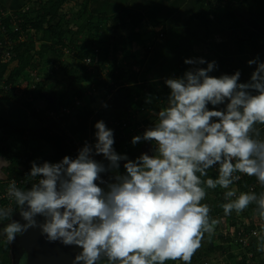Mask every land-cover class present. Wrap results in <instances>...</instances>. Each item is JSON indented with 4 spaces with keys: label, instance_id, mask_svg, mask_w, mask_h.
Returning a JSON list of instances; mask_svg holds the SVG:
<instances>
[{
    "label": "clouds",
    "instance_id": "obj_1",
    "mask_svg": "<svg viewBox=\"0 0 264 264\" xmlns=\"http://www.w3.org/2000/svg\"><path fill=\"white\" fill-rule=\"evenodd\" d=\"M183 63L190 67L182 75L164 79V106L150 110L151 124L131 138L133 146L152 145L151 154L130 159L117 153L114 130L96 121L94 142L85 141L75 157L33 160L25 176L33 181L30 187L8 184L7 197L21 219L0 206V239L12 244L38 228L46 241L79 249L72 264H191L204 234L216 225L208 204L201 203L206 189L226 190V216L255 204L264 220V192L238 194L230 187L240 180L237 173L264 186V61H247L256 66L247 82H240V70L211 75L218 70L215 60ZM5 160L0 158V168ZM5 179L0 171V181ZM257 251L264 253V235Z\"/></svg>",
    "mask_w": 264,
    "mask_h": 264
},
{
    "label": "trees",
    "instance_id": "obj_2",
    "mask_svg": "<svg viewBox=\"0 0 264 264\" xmlns=\"http://www.w3.org/2000/svg\"><path fill=\"white\" fill-rule=\"evenodd\" d=\"M69 1L71 0H22L20 6L10 8L4 0H0V9L16 17L20 21L19 26L23 27L26 32L30 31L31 35V41L14 49L15 56L9 63L0 65V79L15 85L24 94L30 92L35 101H40L44 105L39 106L36 111L11 94L1 97L6 102H13L24 108L34 121L30 127H20L0 117V132L2 133L0 158L6 159L5 162L8 164L6 168H3V173L7 177L6 187L13 180L21 189L30 187L33 181L25 176L30 170V162L33 160L54 163L65 155L75 157L77 150L72 146V138L82 142L91 140L93 143L94 124L98 120H103L108 128L114 130V148L117 153H131L134 148L131 147L130 142L126 141L128 133H123L114 126L115 122L128 117L130 111L136 112L141 108L147 111H156L166 103L169 90L164 85V80L143 82L144 80L140 77L141 68L145 66L148 56L147 52L150 51L153 43L143 42L139 34H129L127 37L129 41H125L127 38L124 39L120 36L127 27L132 26L133 29L138 27L140 16L135 18L133 12H130L129 22H126L122 15L114 17L112 20L105 17L97 18L96 21L93 16L89 15L86 22L78 25L76 22L89 14V0H77L74 6L67 8ZM245 1L217 0L215 4H212L210 0H201L200 8L195 16L199 20L207 22L208 15L201 13L205 7L215 11L221 7L232 9L236 5H244ZM102 22H105L107 29L112 30L116 37L119 35L118 41L112 45L111 55H105L102 50L97 52L93 48V43L97 38V25ZM4 24L9 28L11 23L6 20ZM79 36H82L83 39L79 40ZM36 41L40 43L39 50L36 49ZM67 49L69 52H73V57L64 53V50ZM140 49H145V53L141 59H138L135 54ZM108 55L111 57L110 64L107 60ZM86 59L90 60L88 65H85ZM69 60L75 62L72 64ZM36 72L41 75L38 79ZM52 76L56 77V85H64V90L55 84L49 89L45 88ZM34 83L36 84L35 89L30 90ZM84 83L86 85L83 88ZM96 91H98L97 94ZM147 96L153 97L152 104L145 103ZM75 99L79 102L75 103ZM102 103H106L108 107H102ZM67 105L74 106L73 112L69 115H60V109ZM47 112L56 113L57 118H48ZM139 118L140 116L135 119L132 127L130 126L132 128L130 140L133 136L143 132L136 133L135 126L139 123L147 126V121L139 122ZM123 135L125 139H122ZM9 139L21 142L25 150L20 152L19 149H13L9 144ZM143 145L149 152L152 145L148 143ZM137 147L139 145H136L135 148ZM120 171H124L122 163ZM209 176L216 177L211 173ZM224 191L226 190L219 187L206 189V197L201 203L208 204L210 221L213 217L219 220L225 215L221 207L226 202L223 198ZM17 211L14 203L12 215ZM229 221L226 219V222ZM231 222L233 225V221ZM263 224L260 225L257 222L256 226L252 227L256 229ZM217 239L220 244L210 241L206 247L201 244L193 255L192 264L199 262L203 264L212 253L223 254L234 246H237L243 253L242 264H248L249 260L245 254L249 249H241L232 239L224 237L222 233L218 234ZM255 240L256 238H250L251 249H254L258 244ZM2 242L0 240V264H12L10 244L6 241ZM253 253L254 256L257 255L256 248ZM234 256L233 254L228 255L231 259ZM256 258L260 264H264V253L259 252Z\"/></svg>",
    "mask_w": 264,
    "mask_h": 264
},
{
    "label": "crops",
    "instance_id": "obj_3",
    "mask_svg": "<svg viewBox=\"0 0 264 264\" xmlns=\"http://www.w3.org/2000/svg\"><path fill=\"white\" fill-rule=\"evenodd\" d=\"M21 1L4 0L10 8L20 6ZM210 1L215 4L217 0ZM76 2L77 0H71V6ZM200 5L201 0H89V14L76 23L82 25L89 15L93 16L95 21L103 17L112 20L122 15L126 22H129L130 12H133L135 18L140 16V25L136 28L146 27L149 37L144 42L153 43L147 52L145 66L141 68L140 77L143 82L182 75L190 67L183 63L184 59L192 57L217 61L218 70L211 74L213 76L232 74L240 70V82H247L256 67L248 66L247 61L257 56L264 61V0H246L244 5H236L232 9L221 7L216 11L205 7L201 13L208 15V23L195 16ZM97 29L93 48L96 45L101 50L103 48L101 44L113 45L115 39L119 38L112 30L107 29L105 22L99 23ZM101 29L110 33L104 39L100 38ZM78 39L82 40L83 37L79 36ZM143 50L145 51L140 49L135 54L138 59L143 57L138 56V52L144 55ZM70 56L73 57V52H70ZM37 104L40 107L44 106L40 101ZM139 116V122L146 120L147 124H151L152 117L149 111L145 110L139 113ZM0 117L20 127L32 126L34 123L24 108L13 102H6L1 97ZM124 135L122 139H125ZM126 141H131L129 135ZM143 144H137L139 145L137 148L131 144L134 148L131 152L134 159L142 152H147Z\"/></svg>",
    "mask_w": 264,
    "mask_h": 264
},
{
    "label": "built area",
    "instance_id": "obj_4",
    "mask_svg": "<svg viewBox=\"0 0 264 264\" xmlns=\"http://www.w3.org/2000/svg\"><path fill=\"white\" fill-rule=\"evenodd\" d=\"M25 11H27V8H25ZM9 18V19H8ZM6 20L10 21V27H6L4 22ZM20 21L17 20L16 17H13L9 12H3V10L0 9V65L1 64H7L9 63L15 56L14 49L18 46H21L23 44H26L27 42L31 41V35L30 31L26 32L23 27H20ZM65 54H70L69 49L64 50ZM90 63L89 59L85 60V65H88ZM33 76V75H31ZM36 84L34 83L30 90L35 89ZM8 94L13 95L14 97H17L19 101L26 103L27 105H30L32 109H35L36 111L39 109V105L37 104V101H35L31 95L30 92L27 94L22 93L21 89L16 87L15 85L11 83H7L4 79H0V97L6 96ZM76 101V100H74ZM74 106H67L60 109L59 114L60 115H69L71 112H73ZM145 109L141 108L139 111L133 112L130 111L128 117L121 118L118 122H115L116 127L119 128L120 131L127 132L130 123L134 124L135 119L138 117L139 113L144 112ZM46 115L48 118L55 119L57 118L56 113L54 112H47ZM138 124V123H137ZM135 132L141 133L145 129V125H141L140 123L135 126ZM261 137L264 138V128L261 129ZM92 139V138H91ZM94 139V137H93ZM89 143H92L91 140H88ZM84 142L72 138V146L75 150H78L83 146ZM96 159H100V157H96ZM209 173L213 174L214 176L217 175L215 170H209ZM237 175H240V180L236 181L232 186V188H235L237 190V193L239 192H255L258 196L261 192H264V186H261L259 182L256 180L255 177H249L243 174L237 173ZM0 206L3 207H11L14 211V201H10L7 197V189H3L0 191ZM256 205L251 204L248 208H246L243 212L237 214L238 215V223L232 228L233 229V236L232 240L233 242L240 246L241 249L246 250L249 249V251L245 254L246 258L252 262L256 259V256H254V249H257V246L254 247V249L250 248V238H257L259 235L258 227L255 229L252 226H256V223L254 222L257 218H259V215L256 212ZM12 211V212H13ZM239 216L242 218V222L239 221ZM253 228V229H252ZM224 237H227V233L222 234ZM253 250V251H252Z\"/></svg>",
    "mask_w": 264,
    "mask_h": 264
},
{
    "label": "rangeland",
    "instance_id": "obj_5",
    "mask_svg": "<svg viewBox=\"0 0 264 264\" xmlns=\"http://www.w3.org/2000/svg\"><path fill=\"white\" fill-rule=\"evenodd\" d=\"M69 6H71V1L68 2L67 8ZM101 31H102L100 33V38L101 39H104L105 37H107L110 34L108 31H105L104 29H101ZM129 34H139L141 36V38L143 39L142 40L143 42H144V40H146L149 37V33H148L146 27H142V28H139V29H137V28L136 29L127 28L126 30H123V33H121L120 36H121V38L126 39ZM117 37H119V35ZM116 41H118V40L116 39ZM125 41H129V38H127ZM35 45H36V49L39 50V45H40L39 41H36ZM101 45L103 47V48L101 47L102 48L101 50L103 51V53H105V55L112 52V44L111 43H104V44H101ZM94 50L97 51V52H99V49H98V47L96 45H95ZM72 51H74V50H72ZM138 56L140 58L141 56H144V55L142 53H139L138 52ZM107 60H108V63L110 64L111 63V57H109V55H108ZM71 62L73 64L75 61H71ZM91 71H92V68H91ZM36 73H37V79L40 78L41 75L38 72H36ZM55 78H56L55 76H52L51 77V80L48 82V84H46V87H45L46 89L51 88L54 84L56 85ZM86 83H88V82H86ZM85 85L86 84L84 83L82 85V87L84 88ZM56 86H58L62 90H64V88H65L64 85L63 86H60V84L59 85H56ZM74 89H76V87H74ZM75 100H76L75 103H78L79 102L77 99H75ZM132 125L133 124L129 125V128L127 130L129 136H130V131L132 129L131 128ZM146 125L149 126V123L146 124ZM28 127H30V126H28ZM1 137H2V133L0 132V138ZM9 144L13 147V149H19L20 152H22L23 150H25V148L22 147L21 142L17 141L16 139H9ZM127 155L129 156L130 159H134V156H133L132 153H129ZM121 163L123 164V162H121ZM7 166H8V164L6 162H4V165H3L2 168H0V171H3V168L4 167L6 168ZM4 175L6 176L5 173H4ZM6 179H7V177H6ZM6 179L0 181V191H2L3 189H7V187H6V185H7ZM230 215L231 216H226V217H224L225 216L224 215L219 220L217 218H215V217L212 218V220H215L216 221V225H215V228H214L213 233H211V234L205 233L204 234V237L201 240V244L203 245V247H206V244H209V241L218 244L219 241L217 239V236L220 233H222V234L227 233L228 238L232 239V236H233V229L232 228L238 223V215L234 211ZM226 219L227 220H230V221L229 222H226ZM231 221H233V225H231V223H232ZM239 221L242 222V218L240 216H239ZM255 221H256V223L258 222V224H260V225L264 223V220H261L260 217L257 218ZM258 231H259V233H258L259 235H258V237L255 240L257 243L259 241V238L262 235H264V224L259 227ZM3 242H5V241H3ZM228 249H230V248H228ZM229 254L235 255L234 258L233 259L229 258L228 257ZM192 261H193V257H192ZM192 261H191V264H192ZM243 261H244V256H243L242 251L237 246H234V248H231L230 250H227L223 254H220L219 252L212 253L209 256V258H207L206 261L203 264H242ZM167 264H181V262L180 261H176V262L168 261ZM198 264H200V262ZM248 264H260V263H259L258 260H255V261L253 260V262H250L249 261Z\"/></svg>",
    "mask_w": 264,
    "mask_h": 264
},
{
    "label": "water",
    "instance_id": "obj_6",
    "mask_svg": "<svg viewBox=\"0 0 264 264\" xmlns=\"http://www.w3.org/2000/svg\"><path fill=\"white\" fill-rule=\"evenodd\" d=\"M103 178L110 180L108 175ZM13 219H21L18 212L13 215ZM37 219L42 222L41 217ZM10 248L13 255L12 264H72L74 256L79 251L76 246H64L58 242L46 241L40 235L38 228L29 229L23 235L17 236L10 244Z\"/></svg>",
    "mask_w": 264,
    "mask_h": 264
},
{
    "label": "flooded vegetation",
    "instance_id": "obj_7",
    "mask_svg": "<svg viewBox=\"0 0 264 264\" xmlns=\"http://www.w3.org/2000/svg\"><path fill=\"white\" fill-rule=\"evenodd\" d=\"M7 222H8V221H7ZM7 222H5V223H7ZM0 240H2V241H6V240H3V239H0ZM10 250H11V248H10ZM10 255L13 256L11 251H10Z\"/></svg>",
    "mask_w": 264,
    "mask_h": 264
}]
</instances>
